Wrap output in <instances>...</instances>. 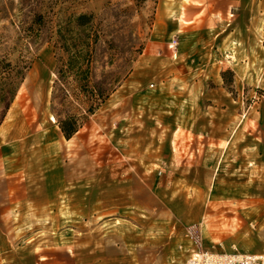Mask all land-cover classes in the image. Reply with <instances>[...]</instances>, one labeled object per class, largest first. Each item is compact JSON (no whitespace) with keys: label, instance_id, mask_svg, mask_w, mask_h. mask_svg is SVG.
I'll list each match as a JSON object with an SVG mask.
<instances>
[{"label":"rangeland","instance_id":"1","mask_svg":"<svg viewBox=\"0 0 264 264\" xmlns=\"http://www.w3.org/2000/svg\"><path fill=\"white\" fill-rule=\"evenodd\" d=\"M187 4L0 0V264H188L194 250L264 253L262 174L244 160L236 183L232 158L220 160L212 145L195 160L190 131L173 125L178 99L166 88L187 68L184 45L165 30L186 26L169 15ZM81 14L95 16L98 37L90 89L107 98L93 115L84 110L91 93L57 74L67 58L59 28ZM242 90L230 101L244 143L263 141L264 80ZM71 115L84 125L67 139L60 121Z\"/></svg>","mask_w":264,"mask_h":264},{"label":"crops","instance_id":"2","mask_svg":"<svg viewBox=\"0 0 264 264\" xmlns=\"http://www.w3.org/2000/svg\"><path fill=\"white\" fill-rule=\"evenodd\" d=\"M187 3L183 10L173 13L171 9L169 15L184 17L188 20L186 26L171 21L165 30L184 45L180 53L186 58L183 66L187 68L185 73L171 75L170 81L178 83L166 88L178 99L169 111L173 125L190 131L195 146L191 157L195 160L198 153L209 156L213 145L218 148L220 160L232 158L230 172H235L236 183L244 160L252 162V174L261 173L264 179V140L249 138L244 143L238 110L230 101L240 96L244 86L252 87L254 82L264 80V43L258 39L259 30L264 34V0ZM230 17L234 20L229 22ZM228 24L232 25L229 31ZM235 188L236 194L242 193V187Z\"/></svg>","mask_w":264,"mask_h":264},{"label":"trees","instance_id":"3","mask_svg":"<svg viewBox=\"0 0 264 264\" xmlns=\"http://www.w3.org/2000/svg\"><path fill=\"white\" fill-rule=\"evenodd\" d=\"M94 18L93 14L72 16L64 22L58 32L60 49L67 55L66 59L60 60L62 66L57 70L59 80L63 84L67 78L72 77L76 92L88 95L91 93L87 109H84L88 115H93L107 100L101 89H98L97 93L90 89L94 49L91 43L95 45L98 42L97 35L93 34ZM84 118L71 115L60 121L62 132L67 139L83 127Z\"/></svg>","mask_w":264,"mask_h":264},{"label":"built area","instance_id":"4","mask_svg":"<svg viewBox=\"0 0 264 264\" xmlns=\"http://www.w3.org/2000/svg\"><path fill=\"white\" fill-rule=\"evenodd\" d=\"M188 264H264V253H242L232 251L194 250Z\"/></svg>","mask_w":264,"mask_h":264}]
</instances>
